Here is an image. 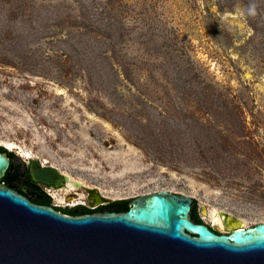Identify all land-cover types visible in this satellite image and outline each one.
<instances>
[{"label":"rangeland","instance_id":"1","mask_svg":"<svg viewBox=\"0 0 264 264\" xmlns=\"http://www.w3.org/2000/svg\"><path fill=\"white\" fill-rule=\"evenodd\" d=\"M251 2L255 17L250 0H0V145L20 170L29 151L82 180L57 204L166 190L205 222L210 207L264 222V0Z\"/></svg>","mask_w":264,"mask_h":264},{"label":"water","instance_id":"2","mask_svg":"<svg viewBox=\"0 0 264 264\" xmlns=\"http://www.w3.org/2000/svg\"><path fill=\"white\" fill-rule=\"evenodd\" d=\"M3 147L0 181L11 169ZM28 173L55 187L67 180L39 158L30 159ZM194 204L191 195L158 190L132 198L124 211L71 215L0 182V264H264V222L245 227L226 214L235 226L218 234L194 221Z\"/></svg>","mask_w":264,"mask_h":264},{"label":"flooded vegetation","instance_id":"3","mask_svg":"<svg viewBox=\"0 0 264 264\" xmlns=\"http://www.w3.org/2000/svg\"><path fill=\"white\" fill-rule=\"evenodd\" d=\"M0 151H3L0 149ZM7 156L9 159V165L8 168L11 167L10 171L8 173H6L4 176H6V180L5 181H0L1 183L5 184L6 186L16 190L18 193L24 195L25 197H27L29 200H31L32 202L35 203H39L40 200H43V194H46L45 188H49L50 193L56 188L55 185H45L42 183H37L35 181H33L28 173V167L30 164V160L25 164H23L22 170L18 169V166H14L13 165V155L7 152ZM7 168V170H8ZM66 183V182H65ZM64 186H62L61 188H63ZM59 189V188H58ZM86 190L88 188H85ZM94 189V188H93ZM96 189V188H95ZM85 190V191H86ZM96 192L99 193V191L96 189ZM76 193V192H75ZM54 194V193H53ZM92 193H90L88 190L86 191V195H80L78 196V199H74V201H68V196H67V201H64L63 203L60 202V200H57L60 204H57L55 202L50 201V203L48 205H51L52 207H54L56 210L59 211H63V210H81L82 208L84 209H89L88 212H103V211H117L115 209H111L109 207L110 203L113 201H117L118 199H111L108 198L106 196H103L102 194H100V196H102L103 198V202H97L95 199H93L91 197ZM77 194H75L76 196ZM49 196V195H48ZM74 196V198H75ZM50 197V196H49ZM52 197V196H51ZM53 197L55 198V196L53 195ZM64 197V195H63ZM132 199V198H131ZM128 201V203L130 202V200ZM121 200V199H119ZM127 203V205H128ZM63 204V205H62ZM196 206V207H195ZM87 212V213H88ZM86 213V212H84ZM192 217L194 219V221L198 222V223H205L206 225H208V227L220 234V233H229L230 229L226 228L225 225V219L221 218V222L222 225L224 227V230H220V228L218 227L217 223L216 224H212L210 222H205L203 221L200 217H199V212L197 211V202L195 200V204L192 207ZM234 222V221H233Z\"/></svg>","mask_w":264,"mask_h":264},{"label":"bare ground","instance_id":"4","mask_svg":"<svg viewBox=\"0 0 264 264\" xmlns=\"http://www.w3.org/2000/svg\"><path fill=\"white\" fill-rule=\"evenodd\" d=\"M5 147L6 148L8 147L9 149L12 150V149L16 148V145L13 142H7ZM20 150H22V149H20ZM24 156L26 158H34V154L31 153V152H29V151L24 152ZM65 176L67 177V181H66V184H64V188H63L64 190L73 192V191L76 190L77 185L83 184L82 183V180L75 179V178H73L68 173H65ZM83 194H80V195L82 196ZM94 196H95V198L97 197L96 195H94ZM55 199L56 200H60L61 203L64 202V197L62 195H57L56 194ZM202 213H203L204 218H205L206 221H208V222H210L212 224H216L217 223V225H218L219 228L222 225L221 218H225L224 216L227 214L225 212H220L219 213L217 211V209L214 208V207H210L208 210L203 209ZM226 222L229 224L228 227H231V228H232V226L234 227L235 226V223H236L235 222L234 224H232L233 221H231V218L230 217H227ZM237 222L239 223V225H242L243 224L241 220L240 221H237Z\"/></svg>","mask_w":264,"mask_h":264},{"label":"trees","instance_id":"5","mask_svg":"<svg viewBox=\"0 0 264 264\" xmlns=\"http://www.w3.org/2000/svg\"><path fill=\"white\" fill-rule=\"evenodd\" d=\"M0 149L3 150V151H6V149L0 145ZM8 153L12 154L13 153L11 151H7ZM43 200H40L38 204H46L48 205L51 201L50 197L46 194H43ZM129 199H121V200H117V201H113L110 203L109 207L111 209H115L117 211H124L128 208V203ZM196 207V206H195ZM89 209H84L82 208L81 210H63L62 212L63 213H66V214H71V215H77V214H82L84 212H88Z\"/></svg>","mask_w":264,"mask_h":264},{"label":"clouds","instance_id":"6","mask_svg":"<svg viewBox=\"0 0 264 264\" xmlns=\"http://www.w3.org/2000/svg\"><path fill=\"white\" fill-rule=\"evenodd\" d=\"M247 15L252 17H255L257 15V6L255 3L251 2V0L247 7Z\"/></svg>","mask_w":264,"mask_h":264},{"label":"built area","instance_id":"7","mask_svg":"<svg viewBox=\"0 0 264 264\" xmlns=\"http://www.w3.org/2000/svg\"><path fill=\"white\" fill-rule=\"evenodd\" d=\"M50 190H51V189H49V188H45V191H46V193H47L49 196H51Z\"/></svg>","mask_w":264,"mask_h":264}]
</instances>
